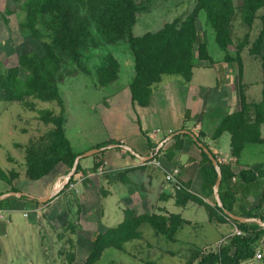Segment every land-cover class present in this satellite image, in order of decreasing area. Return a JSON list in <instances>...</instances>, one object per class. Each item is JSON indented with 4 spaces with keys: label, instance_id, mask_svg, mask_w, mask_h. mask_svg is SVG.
Instances as JSON below:
<instances>
[{
    "label": "trees",
    "instance_id": "obj_1",
    "mask_svg": "<svg viewBox=\"0 0 264 264\" xmlns=\"http://www.w3.org/2000/svg\"><path fill=\"white\" fill-rule=\"evenodd\" d=\"M149 1L5 0V11L2 13L5 23L8 22L7 15L18 11L24 13L17 23L23 41L13 49L15 60L11 61L9 66L0 68V100L16 101L24 109L37 112L38 120L45 125L42 133L30 138L28 142L14 143L24 152L23 176L26 183L42 185L47 195L56 179L69 172L75 157L80 154L74 151L67 137L64 106L58 84L63 82L66 76L75 75L80 71L89 74L79 63L82 49L120 41L127 43L133 63V76L129 83L131 100L139 106H146L154 85L165 75L178 76L185 83L190 81L194 57L207 62L209 66L214 64L215 60L208 51L205 33L197 26L200 12L204 13L206 22L213 30L216 45L224 52L222 61L236 65L239 80L238 106L235 111L222 116L212 137L218 138L224 132L229 133L230 154L235 158H238L246 143L264 144V138L260 134V126L264 123V0H238L237 3L234 0H194L191 11L182 17L164 22L156 31H147L136 36L133 27L138 14L148 8ZM236 10L240 12L247 32L235 43L231 25ZM259 10H262L261 14H257ZM256 18L261 20V26L257 36L250 41L248 31ZM93 30L97 34H94ZM246 46L248 53L258 59L262 67V96L256 102L247 100L246 86L242 84L241 52ZM8 57V51L0 49V66L3 65L2 60ZM71 61L77 64L78 69L68 67ZM118 72V60L108 53L104 56V64L96 69L95 86L107 87L117 79ZM35 100L55 101L59 110L55 112L54 109H36ZM185 137L190 143L197 145L190 135L177 134L170 142L164 144V148L167 144L171 145V149L165 153L167 158L173 156L175 149H185ZM202 138L203 134H198L197 139L201 141ZM104 145L105 143L97 144L95 148ZM150 146L154 152L156 145ZM162 148L158 152L162 151ZM118 149L127 152L120 147ZM199 149L201 192L211 194L217 173L208 155ZM102 154L103 151L93 154L95 161L92 171L103 164ZM219 165L222 177L218 193L223 207L235 215L256 217L264 221V212H258L264 203V189L259 204L252 209H248L245 200L235 192V188L241 185L247 187L258 181L254 171L238 162ZM79 170L80 161L74 174ZM130 170L113 172L111 176L128 184L126 173ZM103 175L105 176L106 172ZM15 177H19L16 168L8 174L0 168V180L3 182L10 184ZM234 178L239 182L234 183ZM72 180L73 175L59 193L65 191ZM10 189L18 191L20 187L11 185ZM175 190L177 205L194 201L204 206L210 221L229 220L242 232L240 235L234 234L230 241L219 246L216 252H206L196 264H243L253 258L258 239L264 234L262 227L254 222L230 219L215 201L208 204L200 196L191 194L183 185ZM20 198L28 199L26 196ZM30 200L36 205L44 204L36 199ZM8 201V198L0 200V208H9ZM144 223H147L155 234L174 241L178 229L187 221L175 213L143 212L135 207L125 208L123 217L117 224L97 232L92 237L90 249L82 264H94L108 247L124 251L127 241L141 237L140 226ZM73 260L74 254H71L69 262Z\"/></svg>",
    "mask_w": 264,
    "mask_h": 264
},
{
    "label": "rangeland",
    "instance_id": "obj_2",
    "mask_svg": "<svg viewBox=\"0 0 264 264\" xmlns=\"http://www.w3.org/2000/svg\"><path fill=\"white\" fill-rule=\"evenodd\" d=\"M237 1L234 0L235 3ZM193 6L194 0H150L148 8L138 14L133 33L139 36L147 31H156L164 22L182 17L191 11ZM4 11L5 0H0V49L9 53V57L2 60L3 65L0 68L9 66L11 61L15 60L13 49L23 41V36L17 29V23L23 18L24 13L18 11L7 15L8 22L5 23L2 17ZM261 13L262 10L257 12V14ZM197 26L205 33L209 54L215 61L213 68L203 70L201 63H204L205 67L209 66L208 63L194 57L195 66L198 67L194 71L195 79L201 80L200 82L208 86H213L216 79L226 77L228 82L232 83L227 90L236 100L239 93L236 65L222 61L224 52L216 45L213 30L206 22L203 12L199 13ZM260 26L261 20L254 19L248 31L250 41L257 36ZM231 29L235 43L241 40L247 32L238 10H236ZM93 33L97 34L94 30ZM248 46L244 47L241 52L242 84L246 85L247 100L256 102L262 96L263 73L259 60L248 53ZM81 52L80 66L86 68L89 74L80 71L75 75L66 76L63 82L58 84L64 106L66 133L75 151H82L85 149L83 147L92 141L101 139L106 133L98 114L99 105L102 102L105 105L103 101L105 91L95 87L96 69L104 64V56L111 53L118 60L123 80L127 76L130 78L133 71L132 58L125 42L100 44L97 47L82 49ZM68 67L78 69L77 64L72 61L69 62ZM163 78L181 79L174 75H165ZM194 95L196 93H192V96ZM35 103L36 109H54L55 112L59 110L55 101L35 100ZM44 128L45 125L37 118V112L24 109L16 101L0 100V168L8 174L7 168L13 165L9 157H13L16 161L14 163L16 170L22 173L24 152L14 143H26L30 138L42 133ZM261 135L264 137V128ZM90 177L94 180L91 193L73 192L72 195L62 197L60 204L55 203L48 207L49 209L43 213L44 218L39 222H33L36 220L32 219V212H28L29 216L28 214L25 216L21 210L2 208L4 218L0 220V264H82L90 249L92 237L121 220L123 207L128 206L129 202L123 200L120 194L126 191V188H131L127 192L135 188L131 185L133 183L129 186L124 185V187L108 186V181L104 179L103 174H93ZM61 181L63 182L64 178H61ZM7 183L0 180V193L10 189ZM32 186L34 191L39 187L35 184ZM138 191L142 192V190ZM80 194L88 198L85 196L86 199H83ZM53 212L56 217L52 215ZM199 215L205 216L202 210ZM202 220L204 219L201 218L200 221ZM28 222L34 224L33 229L28 228ZM213 228L211 225H206V228H199V230L186 227V230L182 232L184 237H187L184 241H196L193 245H199L202 248L203 242L206 241L209 244L207 251H213L217 248L218 240L216 239L219 236ZM140 232L139 239H133L124 244V251L108 247L94 264L185 263L184 250H180L179 243L171 242L164 236L155 234L147 223L140 226ZM178 237L181 238V235ZM71 254H74V260L69 262Z\"/></svg>",
    "mask_w": 264,
    "mask_h": 264
},
{
    "label": "crops",
    "instance_id": "obj_3",
    "mask_svg": "<svg viewBox=\"0 0 264 264\" xmlns=\"http://www.w3.org/2000/svg\"><path fill=\"white\" fill-rule=\"evenodd\" d=\"M131 64L133 65L132 60ZM193 64L192 77L188 83L178 78H163L158 84L154 85L150 101L146 106H139L132 102L129 83L132 79L133 71L130 78L127 76L123 80L119 64L118 77L113 83L104 88L95 86L97 89L105 91L103 100L105 101V105L102 102L98 107V114L106 129L104 137L90 142L89 145L83 147L85 149L82 151L74 150L81 154L86 150L95 148L97 144L105 143V147L112 143H119L129 146L141 156H152L149 160H141L127 150L128 153L120 151L118 147L105 148L101 157L105 162L106 175L108 176H103L108 181V186L124 187V185L129 186L133 183L131 184L135 187L133 191L127 192L131 189L129 187L130 189L126 188V191L120 194L123 200L129 202V205L123 207V210L135 207L143 212H145L144 210H152L150 212L175 213L181 215L187 221L185 225L178 229L175 240L171 241L179 243L180 250H184V264H196L200 257L208 252L207 248L209 246L206 241L202 244L203 248L199 245H193L196 241L185 242L184 240L187 237L185 238L182 232L186 230V227L198 228L199 230V228H206V225H211L214 227L215 232L219 234L216 241L218 240V243L222 241L221 245H224L230 241L237 226L229 220L223 222L210 221L204 206L194 201H189L185 205H177L175 203L176 190L164 180V171H170L174 167L179 168L178 179L185 188L187 187V190L191 194L200 196L208 204H212L215 201L213 191L211 194L201 192V156L197 145L190 143L189 139L185 137V149H175L173 156L169 159L165 153L171 149V145L167 144L164 148V144L170 142V139L163 144V148L161 147L162 151L156 154L155 151L152 152L150 144L157 146L164 138L179 130H188L195 136L203 134L201 141L207 145L216 157L224 158L225 163L238 162L243 167H249L256 174L257 182L247 187L239 184L241 186L235 188L237 196L245 200L248 209L257 207L262 190L264 189V144L246 143L238 158H235L230 154L229 133L224 132L218 138L212 137L214 129L222 116L235 111L238 106V98L235 100L233 94L227 90L228 86L232 83L228 82L229 80L225 77L224 79H216L215 85L208 86L200 82L201 80L195 79L194 71L198 67L195 66L194 61ZM203 64L201 63L203 70L205 68H213V66L205 67ZM192 93H196V95L192 96ZM263 128L264 123L260 126V134ZM261 137L264 138L262 135ZM252 144H254V147H252ZM153 159L158 160L161 167H156L153 164ZM9 160L13 165L7 168V170L11 171L16 168L14 166L16 161L13 157H9ZM94 161L93 155L82 157L80 159L81 170L78 172L85 174L87 171H91ZM126 169H131L126 173L128 184H124L111 176L113 172ZM18 174L19 177L13 178L11 183L8 184L9 188L11 185H15L22 188L19 189L20 191L28 194L39 197L46 195L42 185H36L39 187L34 191L32 188L34 184L26 183L23 172L21 173L19 170ZM61 177L56 179L51 189H60L62 185ZM93 182V178L83 177L81 182H78L73 189L69 190L67 188L65 191L59 193L61 188L50 201L39 205L32 202L31 198L21 199L20 197L10 196L8 197V204L10 206L7 209L21 210L27 213L28 216V212H32V219L36 220L33 222L36 223L44 218L43 213L49 209L48 207L59 203L62 197L72 195L73 192L91 193L94 186ZM233 182L239 181L234 178ZM138 190H142V192L139 193ZM7 191L14 190L7 189ZM85 196L80 194V197L83 199ZM201 210L205 214L204 217L199 215ZM0 211H2V208H0ZM261 211L264 212V203L258 210V212ZM54 213L52 215L56 217ZM201 218L204 220L200 221ZM28 228L33 229L34 224L28 222ZM179 235H181V238L178 237ZM215 250L213 252H216ZM256 251L260 252V259L251 258L243 264H264V234L258 239L255 246Z\"/></svg>",
    "mask_w": 264,
    "mask_h": 264
},
{
    "label": "water",
    "instance_id": "obj_4",
    "mask_svg": "<svg viewBox=\"0 0 264 264\" xmlns=\"http://www.w3.org/2000/svg\"><path fill=\"white\" fill-rule=\"evenodd\" d=\"M177 134H188V135H190L194 139V141L196 142L197 146L199 148H201L208 155L209 159L211 160V162H212V164H213V166H214V168L216 170V173H217V177H216L215 183L213 185V193H214L215 201H216L217 205L222 209L223 213L227 217L232 219V220H236L238 222H254V223L258 224L260 227H262L264 229V221L262 219L256 218V217L238 216V215H235V214L229 212L227 209H225L223 207L222 201H221L219 193H218V187L220 185L221 177H222L220 165H219V163H218V161L216 159V156H214V154L210 151V149L207 146H205V144L202 141H199L197 139V136H195L192 132H190L188 130H179L177 132H174V133L170 134L169 136L164 138V140H162L156 146L155 154L159 151V149L163 146V144L165 142H167L169 139H171L172 137H174ZM110 147H121V148H124L125 150L129 151L131 154L135 155L137 158H139L141 160H149L152 157L151 155L141 156V155L137 154L129 146L124 145V144H119V143H112V144H109V145H107L105 147L101 146V147L89 149V150H87V151H85V152H83L81 154H78L75 157L73 165H72L71 169L69 170V172L66 175H63L61 177V178H64V181L62 182V185H61L60 189L63 188V186L67 183V181L70 179V177L74 174V172H75V170L77 168V165H78V163H79V161H80V159L82 157H86V156H90V155L96 154V153H98L100 151H103L105 148H110ZM60 189L59 188L58 189L52 188L47 195L42 196V197L35 196V195H32V194H28V193H25L23 191H7V192H3V193L0 194V200H3V199L8 198L10 196H15V197L26 196L27 198L36 199L38 202L45 203V202L51 200L58 193V191Z\"/></svg>",
    "mask_w": 264,
    "mask_h": 264
},
{
    "label": "built area",
    "instance_id": "obj_5",
    "mask_svg": "<svg viewBox=\"0 0 264 264\" xmlns=\"http://www.w3.org/2000/svg\"><path fill=\"white\" fill-rule=\"evenodd\" d=\"M216 159H217L218 163H225V159L222 158V157H216ZM153 161H154L153 164L156 167H158V166L161 167L160 166V162L158 160L153 159ZM105 172H106V170H105V162H103L102 165L98 166V168L95 171H87L85 174H83L82 172H77V173L73 174V180L69 183L68 189L69 190L70 189H73L74 186L78 182H81V180L85 176L90 177L93 174H100L101 175V174H103ZM178 174H179V168H177V167L172 168L170 171L169 170L164 171V180L167 183L171 184L174 189H180L182 187V184L180 183V181L178 179ZM24 215L26 216L27 213H24ZM3 218H4V216L2 214V211H0V219H3ZM234 234L240 235V234H242V232L239 229L235 228ZM221 242L222 241H220L218 243V246H217L216 250L221 245ZM260 257H261L260 252L259 251H256L255 254H254V256H253V258L256 259V260H259Z\"/></svg>",
    "mask_w": 264,
    "mask_h": 264
}]
</instances>
